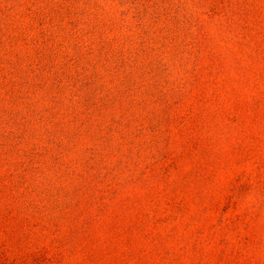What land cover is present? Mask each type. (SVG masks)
<instances>
[{
  "label": "rangeland",
  "instance_id": "rangeland-1",
  "mask_svg": "<svg viewBox=\"0 0 264 264\" xmlns=\"http://www.w3.org/2000/svg\"><path fill=\"white\" fill-rule=\"evenodd\" d=\"M0 264H264V0H0Z\"/></svg>",
  "mask_w": 264,
  "mask_h": 264
}]
</instances>
